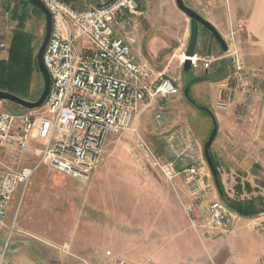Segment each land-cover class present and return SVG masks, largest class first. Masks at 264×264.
Instances as JSON below:
<instances>
[{"label":"rangeland","instance_id":"rangeland-1","mask_svg":"<svg viewBox=\"0 0 264 264\" xmlns=\"http://www.w3.org/2000/svg\"><path fill=\"white\" fill-rule=\"evenodd\" d=\"M100 1L107 0H95ZM67 2L78 9L91 5V0ZM136 2L139 14L130 29L131 46L139 50L142 56L138 58L146 62L155 75L162 73L182 90L184 86H190L189 99H185L181 91L177 96L165 99L166 102L160 100L149 106L142 105L135 123L137 131L107 137L98 167L89 180L39 166L27 187L13 195L4 217L7 227H13V230L11 233L7 229L0 231V251L5 249L11 264H194L198 256L191 259L188 249L183 248L189 244L194 247L195 255L200 247V252L209 257V263L202 259L195 264H251L256 254L259 263L264 264V254L261 255L264 253V212L251 218L239 216L220 197L214 185L217 180L202 155V147L212 129V119L191 104L196 101L208 109L217 123V132L209 148L226 196L264 199V47L259 41L249 39V34L248 37L244 35L247 21H250L249 12L252 9L256 14L263 11L261 0H183L186 6L213 25L228 45V52L223 53L216 41L201 30L195 48L197 60L187 72L183 71L181 55L189 36V19L176 7L174 0ZM19 3V8L27 13L24 26L34 35L37 53L44 34V18L33 12L30 5L24 8ZM15 4L18 0L0 2V41L6 45L0 48V59L8 56L9 42L17 23L11 11L6 12V7H17ZM259 20L261 25L258 27H261ZM257 34L264 39V30ZM233 50L259 88L251 102L250 113L242 119L235 114L234 104H229L224 111L213 107L215 83L226 76ZM215 74L216 81L210 79ZM196 78L203 80L188 85ZM41 90L42 80L39 75H34L29 98L36 99ZM158 107H162L164 113L161 128L153 122ZM0 109L24 110L9 102H0ZM177 116L188 122L191 132L203 137L202 152L197 153L200 164L195 163L203 191L194 199L195 202L198 200L203 216L196 228L186 218L185 201L178 195L182 193L176 182L169 184L157 170L144 173L132 160L139 139L146 142L160 159L165 152L162 155L156 148L155 138L161 136L169 152L170 145L175 148L176 138L174 143L167 135L172 136L171 124ZM183 134L185 140L190 132ZM35 160L31 151L16 156L0 151V174L33 166ZM237 181L244 188L239 196L235 195ZM244 184H249L251 192L247 193ZM172 196L175 207L167 218L163 215L165 209L155 208V203L158 199H172ZM215 200L223 203L236 218L228 230L233 232L229 233L232 237L212 247L211 240L228 235L227 231L209 229L204 222L202 209ZM157 212L163 216L157 217ZM245 240L247 244L244 245Z\"/></svg>","mask_w":264,"mask_h":264},{"label":"built area","instance_id":"built-area-1","mask_svg":"<svg viewBox=\"0 0 264 264\" xmlns=\"http://www.w3.org/2000/svg\"><path fill=\"white\" fill-rule=\"evenodd\" d=\"M3 0H0V2ZM52 21L51 35L43 55L50 76V91L44 105L36 110L10 112L0 109V151L22 155L31 151L33 166L0 174V231L7 229L5 218L14 193L24 190L41 165L59 173L89 180L98 167L107 137L125 131L136 132L142 105L177 96L180 88L162 73L132 53L130 29L139 14L137 0L100 1L78 9L64 0H40ZM232 40V39H231ZM6 45L0 41V48ZM230 68L216 81L214 110L224 111L234 104L238 118L250 113L259 88L255 79L237 60L233 50ZM194 58V59H193ZM191 58V65L196 56ZM183 62V60H181ZM207 66V65H206ZM163 108L153 115L157 128L163 127ZM144 173L157 170L169 184L180 174L164 163L142 139L132 153ZM185 176L189 201L183 211L193 228L201 216L194 199L203 186L194 169ZM193 199V200H192ZM202 209L209 229L228 232L236 215L218 200ZM0 264H11L5 249Z\"/></svg>","mask_w":264,"mask_h":264},{"label":"trees","instance_id":"trees-1","mask_svg":"<svg viewBox=\"0 0 264 264\" xmlns=\"http://www.w3.org/2000/svg\"><path fill=\"white\" fill-rule=\"evenodd\" d=\"M64 1L67 2V0ZM19 2H21L24 5L23 6L24 8L26 6H29L26 0H18V4H15V6L18 5L17 7L13 6L11 7V9L10 7H6L7 8L6 12L8 13L11 11L12 18L17 23H16V28L14 29V31H12V37L9 42V47L7 51L8 56L6 59H0V90L7 91L11 94H15L25 99H33V98H29L30 84L33 76L39 75L38 69L36 68L37 67L36 56H35L36 43H35L34 35L25 30L24 24L27 19V13L24 12L23 9L19 8L21 6ZM31 10L37 13L38 15H40L41 17H43L41 12L38 11L37 9L31 7ZM202 30L205 31L204 29ZM218 73L220 74V72ZM216 76L217 74L212 75L210 79L214 80ZM200 80L203 79L196 78L192 80L191 83H189L188 85H192L196 81H200ZM191 104L197 109V111H201L206 116H209V113L205 107H202L196 101L192 102ZM209 151H210L211 159L213 161L214 168L215 170H217V165L216 162L213 160L214 158L212 156L210 148ZM215 179L220 185V189H221L220 197L227 203V206L230 207V209H233L239 216L251 218L259 213L264 212V199H262L261 197H255L249 199L229 198L226 196L222 188L221 182L218 179V172H216ZM235 184H236L235 195L239 196V194L242 193L244 188H242V186L238 183V181ZM244 186L247 193L251 192L249 188V184H244Z\"/></svg>","mask_w":264,"mask_h":264},{"label":"crops","instance_id":"crops-1","mask_svg":"<svg viewBox=\"0 0 264 264\" xmlns=\"http://www.w3.org/2000/svg\"><path fill=\"white\" fill-rule=\"evenodd\" d=\"M96 3H98V2H96ZM91 5H94V3H92V1H91ZM261 5L263 6L261 8V10H263V11H260L261 13L256 14L254 12L255 9H252V11L249 12V14H250L249 15V20L250 21H247V24H246L247 33H244V35L248 37V34H249V37H248L249 39L252 38L253 41H255V40L259 41L260 46H263L264 47V43H263L264 42V39H261L258 36V34H257L261 30H264V1L263 0H261ZM259 19H261L262 26L263 27L262 26L261 27H258V24H260V22H258V21H260ZM252 20L253 21L256 20V21L253 22ZM253 33H256V35H254ZM132 53L137 58L139 56H142V54L139 52V50L136 49L133 46H132ZM184 88H185V86H184ZM181 91H182V94H183V90L182 89H180V92ZM166 100L164 102H166ZM175 110H173V111H175ZM180 118H181L180 116H177V118L174 120V122L172 121L173 122L171 124V126H172L171 127V130L173 131L172 134H171L172 136L167 135V136L170 137L168 140L169 141H172L173 140L174 143H175L174 138H176V142L177 143L175 145V148L178 149L177 152L175 151L174 145L173 146L172 145H170V146L168 145L171 148V151H170L171 154H170L169 150L167 149L168 147L162 141L163 138L161 136L160 137H157L155 139H156V142H157L156 148L158 150H160V153H162V155L165 152L164 153L165 155L162 156L163 160H161L162 158L160 160L162 162H164V163H169L170 162L173 165L174 169L180 172L179 173L180 175L178 177H176V179L174 181V183L176 182L175 185L177 186L178 191H180L182 193V194L178 193V195L180 197L182 196V199H184V201H189L188 199H190V198H189V195L187 193L188 184H187V181L185 180V176L189 174L188 172H189L190 169H194L197 172L200 181H202L201 180L200 172H199L198 168L195 167V163L197 162V164H200L199 161H198L200 159V156H198L197 153H198V151L200 153V151L202 150L200 147H202L203 137L200 134L199 135L198 134L195 135L193 132H191V130L189 128L190 126H189L188 122L185 121V120H182ZM187 128L189 130H187ZM201 130H204V129H201ZM201 130H200V132H201ZM188 131L190 132V135H187L188 134ZM183 133H186V135L188 136L187 139H185V140L182 139L183 138V135H184ZM192 151H193V156L195 154V156H194L195 158L191 155L192 154ZM18 190H20V189H18ZM12 199H13V197H12ZM166 199L167 200H165V199H158V200H156L155 208H157V209L158 208L165 209V213L163 215H166V217L169 218L171 216V210H173V208L175 207V205H174L175 199H174L173 196H172V199L171 198H169V199L166 198ZM197 202H198V200L196 202L194 201V204L199 209L200 207L197 205ZM156 215L158 217V215H161V213L160 212H157ZM163 215H161V216H163ZM229 233H233V232L232 231L231 232H228V235H224V237H217L215 240H213V241L211 240L210 241L212 243L211 246L214 247V246L217 245L216 243H218L219 241H224L225 238L232 237L231 236L232 234H229ZM215 234H216V232H215ZM245 242H244V245L247 244V241L246 240H245ZM183 248L184 249H188V254L191 256V259H194V256H198V258L196 259L197 262L194 261V264L195 263H199L200 260H202V259L203 260L205 259V261H208V263H209V259H208L209 257L207 255H204L203 253L200 252L201 251V248L200 247H198V249H197L198 250L197 255H195V249H194V247H189V244L184 245ZM263 252H264V250H263ZM262 254H264V253H261V255ZM199 255L202 256V258H199ZM254 256L252 257L253 260L251 261L252 262L251 264H260L259 263V260H258L259 257L257 256V254L254 255ZM223 264H225V262Z\"/></svg>","mask_w":264,"mask_h":264},{"label":"water","instance_id":"water-1","mask_svg":"<svg viewBox=\"0 0 264 264\" xmlns=\"http://www.w3.org/2000/svg\"><path fill=\"white\" fill-rule=\"evenodd\" d=\"M91 1L97 7H100L106 4V3L104 4L96 3L95 0H91ZM109 1L111 0H108L107 2ZM26 2L32 8H35L38 11H40L44 17V34H43L42 42L35 55L36 56V66H37L36 68L38 69L39 75L42 80V90L36 99H25L15 94H11L7 91L0 90V102H9L25 110H36V109L41 108L44 105L48 97V94H49L48 91H50V80H49L50 76L44 65L43 55H44L46 46L48 44L47 42H49V39H50L52 21L50 18L51 17L50 13L48 12L46 7L40 0H26ZM174 2H175L176 7L189 19V36H187L188 40H187L186 47L184 50L185 59L182 62L184 72L189 71L192 67L190 61H191V58L195 56V48L197 46L198 37H199L201 29H204L209 34L208 36L210 37V39H214L216 41L220 50L223 53L228 52L227 42L222 36H220L221 34H219L218 30L212 24H210L208 20L206 21V19L203 16H201L198 12L186 6L183 0H174ZM188 90H189V86H185V88L183 89V95L186 99H189ZM206 110L208 111L212 119V122H211L212 129L202 148H203L204 160L207 163L212 176L215 177L216 172H215V168L213 165V161L211 159L209 147L212 144V141L215 137L214 134H216L217 132V123H215L216 122L215 118L211 114V112L208 109ZM214 185H216L218 192L221 193L219 183L215 181Z\"/></svg>","mask_w":264,"mask_h":264},{"label":"bare ground","instance_id":"bare-ground-1","mask_svg":"<svg viewBox=\"0 0 264 264\" xmlns=\"http://www.w3.org/2000/svg\"><path fill=\"white\" fill-rule=\"evenodd\" d=\"M185 59V56L184 54L181 55V60H184ZM194 59V58H193Z\"/></svg>","mask_w":264,"mask_h":264},{"label":"flooded vegetation","instance_id":"flooded-vegetation-1","mask_svg":"<svg viewBox=\"0 0 264 264\" xmlns=\"http://www.w3.org/2000/svg\"><path fill=\"white\" fill-rule=\"evenodd\" d=\"M202 30V29H201ZM201 32V31H200Z\"/></svg>","mask_w":264,"mask_h":264}]
</instances>
